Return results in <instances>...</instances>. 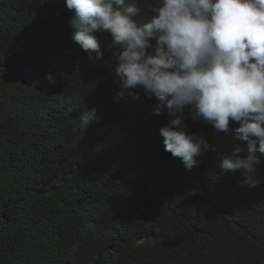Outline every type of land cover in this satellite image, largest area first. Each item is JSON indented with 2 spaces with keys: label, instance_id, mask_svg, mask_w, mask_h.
I'll list each match as a JSON object with an SVG mask.
<instances>
[{
  "label": "trees",
  "instance_id": "trees-1",
  "mask_svg": "<svg viewBox=\"0 0 264 264\" xmlns=\"http://www.w3.org/2000/svg\"><path fill=\"white\" fill-rule=\"evenodd\" d=\"M0 264H264V0H0Z\"/></svg>",
  "mask_w": 264,
  "mask_h": 264
}]
</instances>
